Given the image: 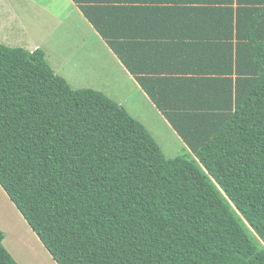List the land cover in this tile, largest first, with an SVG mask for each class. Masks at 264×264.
<instances>
[{
  "label": "trees",
  "instance_id": "obj_1",
  "mask_svg": "<svg viewBox=\"0 0 264 264\" xmlns=\"http://www.w3.org/2000/svg\"><path fill=\"white\" fill-rule=\"evenodd\" d=\"M72 1L185 153L0 43V186L52 259L264 264V0Z\"/></svg>",
  "mask_w": 264,
  "mask_h": 264
},
{
  "label": "rangeland",
  "instance_id": "obj_2",
  "mask_svg": "<svg viewBox=\"0 0 264 264\" xmlns=\"http://www.w3.org/2000/svg\"><path fill=\"white\" fill-rule=\"evenodd\" d=\"M96 36L72 0H0V43L41 48L55 73L72 88L100 90L122 105L147 128L166 157L185 153L179 135ZM0 230L3 245L19 264H56L1 186Z\"/></svg>",
  "mask_w": 264,
  "mask_h": 264
},
{
  "label": "crops",
  "instance_id": "obj_3",
  "mask_svg": "<svg viewBox=\"0 0 264 264\" xmlns=\"http://www.w3.org/2000/svg\"><path fill=\"white\" fill-rule=\"evenodd\" d=\"M75 4V3H74ZM77 7V6H76ZM77 9L79 10V8L77 7ZM80 11V10H79ZM81 12V11H80ZM82 14V13H81ZM83 15V14H82ZM84 17V16H83ZM85 18V17H84ZM86 19V18H85ZM86 21L89 23V21L86 19ZM91 25V24H90ZM92 26V25H91ZM93 27V26H92ZM96 31V30H95ZM96 33H97V31H96ZM97 38H95V40L96 39H98V41H101V43L105 46V47H107L106 49H109V51H110V53H113V51L108 47V45H107V43L104 41V39L103 38H101V36L97 33V36H96ZM113 56L117 59V61H118V63L121 65V67H122V69H123V71H125L124 73L126 74L125 75V77H127V79L128 80H131V81H133L134 82V84H136V85H138V87L141 89V87H140V85L138 84V82L136 81V79L134 78V76L131 74V73H129L128 72V70L124 67V65L121 63V61L118 59V57L113 53ZM141 91H143L142 89H141ZM144 92V91H143ZM145 93V92H144ZM146 94V93H145ZM149 98V97H148ZM150 99V98H149ZM155 105V104H154ZM160 112V111H159ZM161 113V112H160ZM165 119V118H164ZM167 121V120H166ZM6 247V246H5ZM6 249H7V247H6ZM10 251V250H9ZM12 252L10 251V254H11ZM12 255V254H11ZM14 257V256H13ZM15 258V257H14ZM16 260V259H15ZM55 262V261H54ZM18 263V262H17ZM56 263V262H55Z\"/></svg>",
  "mask_w": 264,
  "mask_h": 264
},
{
  "label": "clouds",
  "instance_id": "obj_4",
  "mask_svg": "<svg viewBox=\"0 0 264 264\" xmlns=\"http://www.w3.org/2000/svg\"><path fill=\"white\" fill-rule=\"evenodd\" d=\"M5 247V246H4Z\"/></svg>",
  "mask_w": 264,
  "mask_h": 264
}]
</instances>
